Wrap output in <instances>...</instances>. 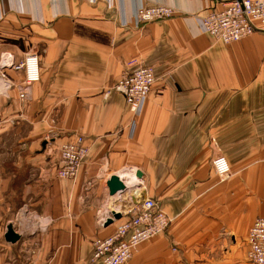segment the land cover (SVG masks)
<instances>
[{"label":"crops","instance_id":"1","mask_svg":"<svg viewBox=\"0 0 264 264\" xmlns=\"http://www.w3.org/2000/svg\"><path fill=\"white\" fill-rule=\"evenodd\" d=\"M230 1L0 0V57L37 53L41 67L26 101L0 97V264H100L93 240L116 224L100 228L99 211L127 167L172 219L129 264H250L249 231L264 217V31L224 44L199 24ZM155 5L176 15L137 26ZM138 63L158 79L130 138L115 86ZM76 136L89 155L75 180L59 179V147ZM217 156L233 172L225 183Z\"/></svg>","mask_w":264,"mask_h":264},{"label":"built area","instance_id":"2","mask_svg":"<svg viewBox=\"0 0 264 264\" xmlns=\"http://www.w3.org/2000/svg\"><path fill=\"white\" fill-rule=\"evenodd\" d=\"M175 15L176 11L169 6H146L137 11L135 21L137 26H144L171 19ZM199 19L203 32L217 41L224 44L237 43L256 31H264V0H233L224 3L221 9H210ZM5 69L23 72L22 83L15 84L8 80L2 71ZM40 80L41 67L37 53L27 54L19 63H16L12 54L1 55L0 97L8 98L10 91L16 89L19 99L26 101L30 88ZM156 82L154 68L138 63L126 69L115 86V91L125 99L132 114L130 138L134 137L137 119ZM46 142H51L50 137L46 138ZM89 152V147L81 136L61 145L58 150L60 167L57 177L75 180ZM212 165L219 183H225L233 177L226 157H215ZM113 176L119 178L126 190L111 196L99 211V227L104 229L108 227L107 222L113 220L111 225L116 224V229L110 236L96 237L93 240L92 261L100 264H129L140 245L167 232L172 219L157 201L147 195L144 181L137 176L136 169L127 167ZM114 215H120V219H116ZM247 246L249 263L264 264V217L253 223Z\"/></svg>","mask_w":264,"mask_h":264},{"label":"water","instance_id":"3","mask_svg":"<svg viewBox=\"0 0 264 264\" xmlns=\"http://www.w3.org/2000/svg\"><path fill=\"white\" fill-rule=\"evenodd\" d=\"M137 176L139 178H142V172L137 171ZM107 185L111 196H114L117 193L124 192L126 190L124 184L119 180L117 176H112L111 179L108 181ZM114 217L116 219H120V215H114ZM112 223L113 220H109L106 226H110ZM5 238L6 241L11 244H15L20 240V236L15 233L14 228L12 226L8 227Z\"/></svg>","mask_w":264,"mask_h":264},{"label":"rangeland","instance_id":"4","mask_svg":"<svg viewBox=\"0 0 264 264\" xmlns=\"http://www.w3.org/2000/svg\"><path fill=\"white\" fill-rule=\"evenodd\" d=\"M241 41H242V40H241ZM29 54H30V53H29ZM24 58H25V57H24ZM15 61H16V60H15ZM22 61H23V60H22ZM20 62H21V61H20ZM16 63H19V62L16 61ZM143 64H144V63H143ZM145 65H146V64H145ZM147 66H149V65H147ZM150 67H152V66H150ZM5 70H6V69H5ZM7 70H8V69H7ZM2 71H3V70H2ZM22 73H23V72H22ZM23 77H24V75H23ZM157 79H158V78H157ZM21 83H22V82H21ZM155 84H156V83H155ZM154 86H155V85H154ZM153 88H154V87H153ZM152 90H153V89H152ZM151 93H152V91H151ZM151 93H150V94H151ZM150 94H149V95H150ZM148 97H149V96H148ZM126 104H127V103H126ZM87 157H88V156H87ZM110 196H111V195H110ZM12 227H13V225H12ZM14 231H15V229H14Z\"/></svg>","mask_w":264,"mask_h":264},{"label":"bare ground","instance_id":"5","mask_svg":"<svg viewBox=\"0 0 264 264\" xmlns=\"http://www.w3.org/2000/svg\"><path fill=\"white\" fill-rule=\"evenodd\" d=\"M0 90H1V88H0Z\"/></svg>","mask_w":264,"mask_h":264}]
</instances>
